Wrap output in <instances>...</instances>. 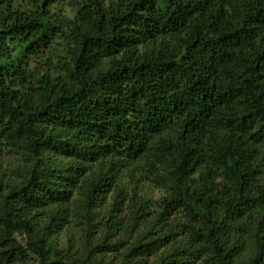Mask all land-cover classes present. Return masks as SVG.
<instances>
[{
	"label": "trees",
	"instance_id": "16d2710c",
	"mask_svg": "<svg viewBox=\"0 0 264 264\" xmlns=\"http://www.w3.org/2000/svg\"><path fill=\"white\" fill-rule=\"evenodd\" d=\"M0 248L264 264V0H0Z\"/></svg>",
	"mask_w": 264,
	"mask_h": 264
},
{
	"label": "rangeland",
	"instance_id": "374dc122",
	"mask_svg": "<svg viewBox=\"0 0 264 264\" xmlns=\"http://www.w3.org/2000/svg\"><path fill=\"white\" fill-rule=\"evenodd\" d=\"M15 163H16V165L18 164L17 158L15 160L11 158V159H8L7 161H2V166H3V168H6L9 170L10 167L12 165H14ZM162 195H163V192L161 189H153V190L147 189L146 193H144V192L140 193V196L145 197L147 199H151V200H158L162 197ZM57 238H58L59 245L61 247H64L66 245V242H67L65 234L64 233L60 234ZM16 241L20 245L24 244V239L21 238L20 236L16 237ZM3 252H4V249L0 248V254H2ZM0 264H11V263H8L6 258L2 256V258L0 260Z\"/></svg>",
	"mask_w": 264,
	"mask_h": 264
}]
</instances>
